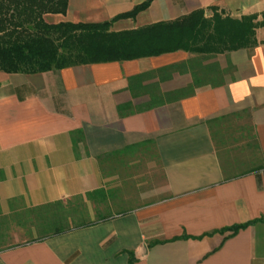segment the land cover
Returning a JSON list of instances; mask_svg holds the SVG:
<instances>
[{
    "label": "crops",
    "instance_id": "0c3cea01",
    "mask_svg": "<svg viewBox=\"0 0 264 264\" xmlns=\"http://www.w3.org/2000/svg\"><path fill=\"white\" fill-rule=\"evenodd\" d=\"M142 1L67 0L64 14L42 18L101 22ZM210 6L258 21L264 13V0H150L110 30ZM254 36L252 47L217 54L179 49L32 74L0 71V220L89 192L103 202L104 157L147 152L145 172H158L126 210L0 242V264H264V23ZM241 112L260 163L228 174L212 126Z\"/></svg>",
    "mask_w": 264,
    "mask_h": 264
},
{
    "label": "trees",
    "instance_id": "16d2710c",
    "mask_svg": "<svg viewBox=\"0 0 264 264\" xmlns=\"http://www.w3.org/2000/svg\"><path fill=\"white\" fill-rule=\"evenodd\" d=\"M150 0L101 22L47 23L42 15L64 14L67 0H0V71L40 73L80 64L129 60L175 50L217 54L252 47L255 29L263 25L256 14L231 17L210 6L170 20L113 31L118 19L134 18ZM91 192L86 195L89 197ZM253 220L234 224L235 232ZM64 229L55 227L52 233Z\"/></svg>",
    "mask_w": 264,
    "mask_h": 264
},
{
    "label": "rangeland",
    "instance_id": "374dc122",
    "mask_svg": "<svg viewBox=\"0 0 264 264\" xmlns=\"http://www.w3.org/2000/svg\"><path fill=\"white\" fill-rule=\"evenodd\" d=\"M209 13L206 11L205 15ZM246 116L245 112H241L218 119L212 126L214 147L228 174H239L260 163L254 135ZM142 153L134 154L130 151L127 156H113L114 160L107 157L100 159L105 183L110 184V188L104 191L107 199L103 202L96 204L89 197H75L64 201L61 206L55 204L28 209L23 213L2 218L0 242L5 245L33 239V236L27 235L31 230L34 231L35 239L40 238L55 227L64 228L97 220L137 205L142 193L150 189L148 186L153 181L158 182V172H145L147 152ZM142 180H148L147 188L136 187L137 181Z\"/></svg>",
    "mask_w": 264,
    "mask_h": 264
}]
</instances>
